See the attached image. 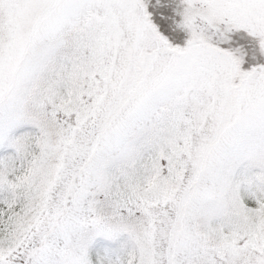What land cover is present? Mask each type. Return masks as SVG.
<instances>
[{"label": "snow or ice", "instance_id": "obj_1", "mask_svg": "<svg viewBox=\"0 0 264 264\" xmlns=\"http://www.w3.org/2000/svg\"><path fill=\"white\" fill-rule=\"evenodd\" d=\"M0 264H264V0H0Z\"/></svg>", "mask_w": 264, "mask_h": 264}]
</instances>
